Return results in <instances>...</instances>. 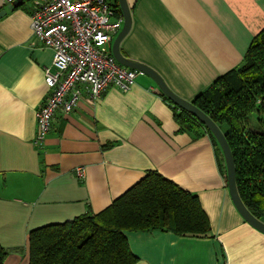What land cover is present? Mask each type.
<instances>
[{"label": "crops", "instance_id": "crops-1", "mask_svg": "<svg viewBox=\"0 0 264 264\" xmlns=\"http://www.w3.org/2000/svg\"><path fill=\"white\" fill-rule=\"evenodd\" d=\"M127 2L131 24L120 41L122 55L155 70L189 101L239 68L264 28V0ZM33 5L19 0L8 8L0 0L4 264H28L31 228L101 211L147 170L195 194L210 227L205 235L125 231L134 264H264V233L234 206L218 148L204 129L180 128L149 75H139L128 91L108 87L95 101L84 96L72 111L58 110L44 144L34 143L35 112L47 90L43 67L53 52L32 32Z\"/></svg>", "mask_w": 264, "mask_h": 264}, {"label": "trees", "instance_id": "trees-1", "mask_svg": "<svg viewBox=\"0 0 264 264\" xmlns=\"http://www.w3.org/2000/svg\"><path fill=\"white\" fill-rule=\"evenodd\" d=\"M108 2L116 14H122L118 0ZM191 102L224 133L235 163L239 196L249 212L262 219L264 28L252 39L244 63L222 75ZM170 103L181 129L193 133L204 129L221 151L203 123ZM253 113L257 115V126L250 123L249 116ZM209 227L208 217L195 194L156 170H147L99 212L31 228L27 236L28 264H134L137 257L130 250L125 231L159 228L177 235H205ZM7 255L0 244V264H4Z\"/></svg>", "mask_w": 264, "mask_h": 264}, {"label": "built area", "instance_id": "built-area-1", "mask_svg": "<svg viewBox=\"0 0 264 264\" xmlns=\"http://www.w3.org/2000/svg\"><path fill=\"white\" fill-rule=\"evenodd\" d=\"M30 17L34 36L53 52L43 67L46 94L35 112L34 143L41 147L58 110L72 111L84 96L95 101L108 87L128 91L144 73L112 53L123 16L108 0H34ZM75 174L83 179L84 168L76 167Z\"/></svg>", "mask_w": 264, "mask_h": 264}, {"label": "water", "instance_id": "water-1", "mask_svg": "<svg viewBox=\"0 0 264 264\" xmlns=\"http://www.w3.org/2000/svg\"><path fill=\"white\" fill-rule=\"evenodd\" d=\"M19 1V0H17ZM13 2L8 5V8L13 7L16 2ZM119 6L121 9V13L123 16V25L120 30V32L117 34V36L114 38L112 42V53L116 57V59L123 65L136 68L138 70H141L144 74L149 75L151 78L154 79V81L159 86L162 93L176 106H178L180 109H183L190 114H192L194 117H196L201 123L204 124V126L211 132V134L216 139L223 157L225 161V168H226V182L227 187L229 190L230 197L234 203V206L238 210V212L241 214V216L253 227L260 230L264 233V221L260 218L255 217L252 213L249 212V210L246 208L244 203L242 202L237 186H236V179H235V163L232 155V151L230 149V146L226 140V137L218 124L214 122L205 112H203L200 108H198L196 105H194L191 101L186 100L175 94L164 82L162 77L152 68L149 66L142 64L140 62H136L133 60H130L126 57H124L120 51L119 45L121 39L124 37V35L128 32L131 24V14H130V7L127 2V0H118ZM4 13V10L1 12Z\"/></svg>", "mask_w": 264, "mask_h": 264}, {"label": "rangeland", "instance_id": "rangeland-1", "mask_svg": "<svg viewBox=\"0 0 264 264\" xmlns=\"http://www.w3.org/2000/svg\"><path fill=\"white\" fill-rule=\"evenodd\" d=\"M221 83V82H220ZM219 84V83H218ZM249 118H250V123L252 124V125H254V126H257L258 125V123H257V115H256V113H253V114H251L250 116H249ZM220 153V158H221V161H222V168H223V170H224V172H226V169H225V162H224V159H223V156H222V153H221V151H219ZM263 220H264V217L262 218Z\"/></svg>", "mask_w": 264, "mask_h": 264}]
</instances>
